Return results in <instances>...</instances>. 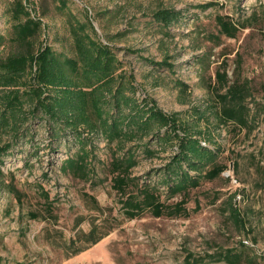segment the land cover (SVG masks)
Masks as SVG:
<instances>
[{"label":"rangeland","instance_id":"rangeland-1","mask_svg":"<svg viewBox=\"0 0 264 264\" xmlns=\"http://www.w3.org/2000/svg\"><path fill=\"white\" fill-rule=\"evenodd\" d=\"M24 2L43 20L29 49L36 52L49 45L62 59L77 58L71 23L90 19L95 27H88L90 34L109 44L123 68L136 75L137 95H149L164 111L178 113L197 129L207 128L208 144L218 149V161L227 169L213 180L192 171L201 175V185L190 192L189 215L156 217L147 212L130 219L113 187L110 163L116 143L111 146L95 135L93 174L89 180L76 178L61 170L62 162L79 148L76 137L65 131L56 137L40 115L30 116L0 173V264H186L189 253L206 264H229L222 259L227 250L241 254L234 264H264V0H67L65 7L62 0ZM212 2L215 5L204 7ZM15 3L0 0V33L5 35L0 58L23 50L11 17ZM165 8L180 12L168 26L154 15ZM219 14L245 26L236 38L220 34ZM166 57L175 64L173 71L145 59ZM219 69L230 83H249L248 127L218 121ZM179 81L188 87L181 89ZM2 93L0 87V117ZM7 136L0 135V145L10 140ZM130 145L137 147L135 142ZM148 145L158 153L151 156L138 148L133 176L141 183H159L172 150L162 151L156 142ZM12 180L25 194L22 201L8 189ZM38 183L55 199L56 219L31 217V212L47 214ZM161 190L167 204L183 198L171 197L165 186ZM85 193L97 198L103 214L91 209ZM233 193L245 227L230 216ZM107 217L114 227L98 243L90 245L79 236Z\"/></svg>","mask_w":264,"mask_h":264},{"label":"trees","instance_id":"trees-1","mask_svg":"<svg viewBox=\"0 0 264 264\" xmlns=\"http://www.w3.org/2000/svg\"><path fill=\"white\" fill-rule=\"evenodd\" d=\"M66 5L67 0H62V6ZM212 5L215 4L212 2L204 7ZM179 13L176 9L165 8L154 15L168 26L179 17ZM11 17L15 38L23 50L0 58V87L3 89L0 135L7 134L10 139L0 145V173L5 157L9 155L22 127L30 116L40 115L42 121L49 125L52 135L58 137L59 133L65 131L76 137L79 143L77 152L61 164L64 173L76 178L89 180L93 174L95 135L105 138L111 146L116 143L110 169L113 187L126 217L139 218L147 212L156 217L189 215L187 204L190 192L201 185V175H194L192 171L204 172L203 178L213 180L227 169V165L218 161V149L208 144L211 143V134H207V128L197 129V124L183 120L178 113H167L147 94L138 96L136 75L123 68V62L109 44L97 41L90 34L88 27L95 31L90 19L71 23L78 57L62 59L49 45L36 52L29 49L33 47L31 39L42 30L43 20L33 16L24 0H16ZM216 20L220 34L230 38H236L241 28L245 27L226 15L219 14ZM4 41L5 35L0 33V45ZM145 59L171 71L175 67L169 57L162 61ZM216 75L219 87L215 93L220 107L218 121L226 124L232 122L239 128L248 127L249 83L240 80L230 83L228 74L220 69ZM179 85L181 89L188 87L183 81H179ZM132 142L137 147L133 148L130 145ZM151 142L158 143L162 151L170 148L172 152L169 161L161 167V171H164L162 181L154 183L144 180L141 183L138 176H133V169L139 163L137 149L142 148L143 152L153 156L158 150L149 147ZM162 186L167 187L171 197L182 195V200L167 204L162 199ZM36 187L44 199L43 208L47 214L31 212V217L56 219L55 199L43 184L38 183ZM8 189L22 201L25 194L13 180L9 182ZM84 195L92 202L91 209L104 213V208L94 195ZM234 197L235 193L229 197L230 216L237 225L245 227L240 209L232 202ZM84 219L80 217V221ZM113 227L111 219L107 217L103 224L94 221L91 229L81 232L79 236L93 245L108 235ZM71 243H74L73 240ZM90 245L79 248L76 253ZM222 259L229 264L239 263L241 254L227 250ZM203 261V258L195 259L189 253L185 262L206 264Z\"/></svg>","mask_w":264,"mask_h":264}]
</instances>
